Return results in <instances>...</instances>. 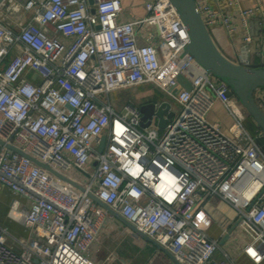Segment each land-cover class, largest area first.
<instances>
[{
	"label": "built area",
	"instance_id": "1",
	"mask_svg": "<svg viewBox=\"0 0 264 264\" xmlns=\"http://www.w3.org/2000/svg\"><path fill=\"white\" fill-rule=\"evenodd\" d=\"M91 1L0 5V184L27 201L14 199L10 216L37 234L24 238L0 226V264H96L87 254L100 240L106 211L93 196L180 264H234L216 257L219 241L208 233L212 219L196 210L205 194L238 211L248 236L244 250L263 264L261 130L248 129L249 114L229 85L186 52L189 32L171 0H144L147 15L133 21H122L125 0ZM221 1L196 0L207 26L217 20L211 2ZM261 10L262 0L241 9L244 26L250 28ZM222 23L233 31L231 16ZM146 25L155 31L140 45L139 30ZM252 41L251 34L244 37L235 63L251 67ZM179 76L192 88L181 85ZM146 84L164 93L153 100L158 106L171 103L164 129L155 115L141 125L142 104L118 109L113 102L115 92ZM263 95L264 87L256 93L264 110ZM216 102L233 118L232 134L209 120ZM8 144L65 176L76 168L90 181L71 178L78 187Z\"/></svg>",
	"mask_w": 264,
	"mask_h": 264
},
{
	"label": "crops",
	"instance_id": "2",
	"mask_svg": "<svg viewBox=\"0 0 264 264\" xmlns=\"http://www.w3.org/2000/svg\"><path fill=\"white\" fill-rule=\"evenodd\" d=\"M125 1L124 11L121 15L122 21H133L147 15L144 0ZM211 4L217 14V20L208 27L223 54L235 61L237 51L244 44V37L251 34L253 41L250 44V66L261 65L264 51V0H262V10L249 20L250 28L244 26L240 10L255 8L257 0H239V4L233 5L228 0H223L219 3L211 2ZM224 15L231 16L232 32H229L222 23ZM154 31L155 26L152 25H146L140 29L139 44H146L148 34ZM145 97L134 103L142 104L148 100V97ZM153 100L155 99H151V101ZM208 118L211 123L221 122L223 130L227 134H232L235 130L236 125L233 118L220 102H216ZM66 176L80 183L90 181L89 176V179H84V182L70 175L66 174ZM16 198L21 203L27 204L24 198L16 197L5 185L0 184V226L7 228L16 236L34 238L37 234L33 228H27L23 223L10 216L11 205ZM97 206L104 208L98 202ZM104 210L106 214L102 219L100 240L92 246L87 254L92 262L96 264H178L171 254L159 249L153 242L142 238L108 210L105 208ZM196 210L208 214L212 219L208 233L212 239L219 241L220 250L216 255L219 260L226 259L234 264H256L244 250L248 236L238 224V211L229 202L216 198L210 199V196L205 194L199 200ZM94 216L97 217L96 212Z\"/></svg>",
	"mask_w": 264,
	"mask_h": 264
},
{
	"label": "water",
	"instance_id": "3",
	"mask_svg": "<svg viewBox=\"0 0 264 264\" xmlns=\"http://www.w3.org/2000/svg\"><path fill=\"white\" fill-rule=\"evenodd\" d=\"M6 0H0V5H2ZM94 1V0H92ZM91 1V2H92ZM174 4L176 10L178 11L180 18L183 20L187 27L190 36V43L186 48V52L189 53L202 67H204L208 72H210L216 78L224 81L230 87L229 94L236 96L244 108H246L249 116L254 120L258 128L261 130L264 136V110L260 107L256 99V93L259 88L264 87V51L262 64L253 67H244L240 64L235 63L228 56H225L220 48L217 46L214 38L212 37L210 30L204 20L203 15L198 10L196 0H171ZM95 12V10H93ZM179 83L183 85L186 89H191V83L186 81L183 76L178 77ZM174 94L177 93V89H174ZM264 99V95H263ZM171 108V103L164 101L161 105H157V102L150 101L142 103L140 105V110L143 113L142 126L146 127L151 122L152 117L155 115L158 119L161 129H164L167 124V119L165 114ZM173 112L168 114V117H172ZM148 120V122H145ZM107 136L104 135L101 139V144L99 146V151L103 152ZM3 142L0 140V144ZM10 149L19 152L20 154L31 158L40 166L50 170L52 173L63 178L64 180L81 187L77 182L71 178L55 171L51 166L46 165L30 155L21 151L20 148L8 144ZM94 200L103 206L106 210L120 219L128 228L136 232L142 238L153 242V244L163 251L170 253L168 249L160 245L157 241L149 237L143 231L139 230L134 224L126 220L121 214L110 208L109 205L105 204L99 200L96 196H93ZM174 260L180 264L175 257L171 254Z\"/></svg>",
	"mask_w": 264,
	"mask_h": 264
},
{
	"label": "rangeland",
	"instance_id": "4",
	"mask_svg": "<svg viewBox=\"0 0 264 264\" xmlns=\"http://www.w3.org/2000/svg\"><path fill=\"white\" fill-rule=\"evenodd\" d=\"M147 90L149 91L148 93H147ZM163 96H164V93L161 91V89L159 90V88H155L153 84H146L139 88H129V89L126 88V89L119 90L115 92L114 94H112V99H113V102L116 104V107L118 109H121L125 105V103L138 102L139 100H142L141 99L142 97H145V98L148 97V100H151V99L158 100L161 98L163 99ZM144 102H146V100ZM246 126L253 133H256L257 131H259L258 126L256 125V123L250 116H248V119L246 121ZM66 174L70 175L71 177H74L75 179L79 181H83V182L89 179L88 176H86L83 172H81L80 170L76 168L71 169L69 172H66Z\"/></svg>",
	"mask_w": 264,
	"mask_h": 264
},
{
	"label": "trees",
	"instance_id": "5",
	"mask_svg": "<svg viewBox=\"0 0 264 264\" xmlns=\"http://www.w3.org/2000/svg\"><path fill=\"white\" fill-rule=\"evenodd\" d=\"M260 143H262V146L264 147V137L260 139Z\"/></svg>",
	"mask_w": 264,
	"mask_h": 264
}]
</instances>
